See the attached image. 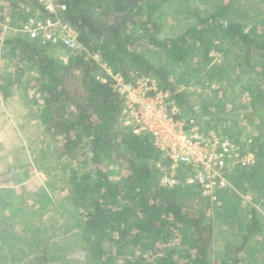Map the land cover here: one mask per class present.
Listing matches in <instances>:
<instances>
[{
	"label": "trees",
	"instance_id": "1",
	"mask_svg": "<svg viewBox=\"0 0 264 264\" xmlns=\"http://www.w3.org/2000/svg\"><path fill=\"white\" fill-rule=\"evenodd\" d=\"M61 2L60 18L86 52L125 82L153 78L184 116L199 125L205 119L202 130L226 121L221 100L232 94L235 106L247 94L259 134L242 140L237 127L224 133L253 161L228 172L231 187L216 201L186 182L185 167L176 185L161 186L169 162L148 134L123 125L122 100L100 63L12 33L0 40L1 57L13 67L0 76V98L30 86L38 98L21 101V129L34 128L36 137L7 173L22 181L36 170L45 181L21 197L0 186V262L264 264V0ZM4 10L22 23L41 11L35 0H0V20ZM203 82L226 87L224 97L180 89ZM106 167L119 177L110 179Z\"/></svg>",
	"mask_w": 264,
	"mask_h": 264
},
{
	"label": "built area",
	"instance_id": "2",
	"mask_svg": "<svg viewBox=\"0 0 264 264\" xmlns=\"http://www.w3.org/2000/svg\"><path fill=\"white\" fill-rule=\"evenodd\" d=\"M35 1L45 15L41 17L39 13L27 18L20 26V32L42 44L59 45L72 54L83 51L86 59L100 63L122 100L123 125L135 135L148 134L155 149L169 162L160 179L161 186L171 188L176 185L177 171L179 167H185L190 171L186 182L198 184L204 197L216 201L220 191L231 187L228 172L251 164L253 156L250 152L218 131L199 129L194 117L184 116L172 95L161 90L153 78L140 77L125 82L120 75H112L97 55L82 48L75 30L61 20L66 10L61 0ZM62 60L66 63L67 58L62 57ZM193 110L198 112V107Z\"/></svg>",
	"mask_w": 264,
	"mask_h": 264
},
{
	"label": "rangeland",
	"instance_id": "3",
	"mask_svg": "<svg viewBox=\"0 0 264 264\" xmlns=\"http://www.w3.org/2000/svg\"><path fill=\"white\" fill-rule=\"evenodd\" d=\"M39 13L41 12H37L36 15ZM22 24V22L11 18L4 10L2 13V19L0 20V40H4L12 33L20 32V26ZM1 50L2 46L0 45V76L2 73H10L13 68L12 63L10 64V62H7L1 57ZM210 59L212 63L218 61L217 55H212ZM217 87V83H213L211 86H208L206 82H203L202 85L190 84L186 87H180V89H186L191 93H204V95H212V97L217 95L221 96L219 98L222 99L224 97L223 91L225 92L226 87L222 89L223 91L219 90ZM30 88L32 87L30 86L29 89H22L19 94L11 93L7 99L0 98V186L13 188L17 197L27 196L28 193L37 191L41 186H43L45 181V176L36 170L29 171L22 181L16 179L14 172L7 173V169L12 166L13 158L23 156L20 154L22 153V148L26 146L30 140L36 137L34 128L28 127L26 129L24 128V130L21 129V125L24 122L21 117L24 114L23 107L21 105L22 99L38 98L36 92ZM248 97L249 96L247 94L240 95L235 102V106L232 102V94L231 96H227L225 100H221L225 104L224 113H228L229 115L227 116L226 121L220 120L221 122L218 123L220 125H218V128L215 131L227 136L224 133V128H230L233 130L237 127L241 131L240 138L242 140H245V138L251 139L259 134L257 131L258 129H256L259 122L256 116L251 115L252 109L248 106ZM192 98L193 100H191L190 105L192 107H198L199 111L200 105L197 96L193 95ZM38 100L41 101L40 99ZM199 121L201 123L200 125L198 124L199 129H201V127H205V119L200 117ZM202 131L206 132L205 130ZM209 131H214V129H210ZM5 155L7 156L4 158ZM105 170L109 172L110 179H116L119 177V175L116 174L115 170L111 167H106ZM242 198L244 203L251 199L250 196H242ZM26 200L28 199L26 198ZM258 209L264 213V208L258 206ZM213 246L216 250L220 249V244L218 242H215ZM73 256L81 259L82 254L80 251H77ZM9 263L10 262H0V264ZM70 264H72V262H70ZM108 264H114V262H108Z\"/></svg>",
	"mask_w": 264,
	"mask_h": 264
}]
</instances>
